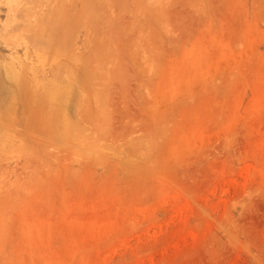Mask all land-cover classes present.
<instances>
[{
  "label": "rangeland",
  "instance_id": "obj_1",
  "mask_svg": "<svg viewBox=\"0 0 264 264\" xmlns=\"http://www.w3.org/2000/svg\"><path fill=\"white\" fill-rule=\"evenodd\" d=\"M23 3L79 116L13 135L0 264H264V0Z\"/></svg>",
  "mask_w": 264,
  "mask_h": 264
},
{
  "label": "bare ground",
  "instance_id": "obj_2",
  "mask_svg": "<svg viewBox=\"0 0 264 264\" xmlns=\"http://www.w3.org/2000/svg\"><path fill=\"white\" fill-rule=\"evenodd\" d=\"M23 1H26V0H23ZM36 2H37V0H36ZM24 4L25 3H23V8H22V5H21V8H18V6L16 7V5H15V7L11 6L10 12H12V14H10L8 16V20H11V21H9V25L3 24L0 26V49L3 51H6V50L9 51L7 55L6 54L5 55L0 54V134H1L0 135V168H4L5 170L8 171L6 174L4 173L5 175L2 174L3 175L2 177H4L5 179L10 177L9 172H12L14 174V176H16L17 166L20 163L19 156H15V154H17L19 150L15 149L14 145H10L13 142L15 143V141L12 139L13 135L17 136L18 132L21 131V129L26 130V127H29L30 124H31V126H30L31 131L32 130L37 131L38 130L37 129L38 123L33 124L32 122H34L36 120H41L42 116L40 117V115L42 112H45L46 115H47V112L49 113L48 116H51V119H49V120H52L54 122V125H55L54 131L56 133H58L57 131L59 128H61V129H59V131L63 130V128H64V129H67V131L69 130L72 132V130L77 125V123H76L77 116H79L78 115L79 113L72 106V102L70 101L73 98V95H75V90L73 88L74 86L72 87L71 85H68V84L67 85L66 84L61 85L59 83V82L66 83L65 78L67 79V81H69L67 78L68 75L66 74L68 71L64 70V69H66V65L69 63L63 64V62L61 60H59V58L57 59V54L59 53L58 52V45L60 46L62 42H57V37H59V36L54 35L55 36L54 37L51 34H49L51 39H52V37H53V39L55 38L54 43L53 42H47L49 39V35H47L48 38H45V41L47 39L46 42L43 41L42 39H40L39 38L40 32H38V34H37L36 27L40 25L39 27L41 29V32L43 33L44 30L42 31V28L45 26V25L43 26V23H44L43 20H42L43 23L41 22V19H43V17L39 18L36 15L37 11H36V6H35L36 13H33V14H35L36 17H33V19H31L32 16L30 17V15L32 14L33 11L31 10V13L28 12L29 14H27V11L29 10V8L31 9L33 6L29 7L27 5L29 7V8H27V6L26 7L24 6ZM57 4L58 3H56V5ZM43 11H44V9H43ZM41 12H40V14H41ZM55 12H56V10H55ZM57 13H59V11ZM110 16H111V14H110ZM46 17L48 19L47 15H46ZM46 17H45V19H46ZM58 17H59V14H58ZM91 18H92V16H91ZM49 21H50V19H49ZM57 21H58V18H57ZM52 22L51 21L49 22L51 24V26L49 24V26H50L49 29L52 27V25H54L56 23L53 20H52ZM45 24H47L46 21H45ZM92 24H94V23H92ZM55 25L58 26V24H55ZM45 27H47V26H45ZM58 27H60V23H59ZM88 27H89V24H88ZM30 28H32V29H30ZM33 28H35L36 33H35V30H33ZM32 30L34 31V33ZM59 30H60V28H59ZM59 33H60V31H59ZM40 35L42 37V34H40ZM60 35H62V32ZM65 36L67 38V35H65ZM43 37H45V36L43 35ZM51 39H49V40H51ZM61 41H63V40H61ZM62 45L60 46L61 49H62ZM63 48H64V46H63ZM48 53H51L49 55L50 58L48 57L49 59H51V56H53V58H54L53 63L52 62L47 63V61L49 59L47 58L46 55ZM111 74L112 73H110V75ZM56 82H58V83H56ZM55 83L57 84L55 87L57 89H53L54 91L49 90V89H51V88H49L50 86H52V88H54ZM35 87H38V88L35 89ZM88 94H89V92H88ZM88 97H90V96H88ZM21 102H23V106H24L23 111H22V109H18V107L20 108V106H22L21 104L18 105ZM88 106H89V104H88ZM82 109H85V108H82ZM87 109H88V107H87ZM20 111H22L21 114H20ZM42 115L44 116L43 113H42ZM46 115H45V117H46ZM54 118H55V120H54ZM80 118H82V117H80ZM42 119H43V117H42ZM45 119L47 120L48 118H45ZM23 124H26V125H24L25 128L22 127ZM38 131L39 132L41 131V134H38V136L41 135V137H42L43 134H44V136L47 134L45 131H43V129L42 130L40 129ZM38 131H37V133H38ZM42 131L45 133H43ZM46 147L50 148V146H46ZM28 157H29V155H28ZM12 159L14 160V162L16 164L14 166L10 167L9 161H11ZM23 162H24V164H25V162H29V158L27 159L25 157ZM26 164H28V163H26ZM22 167H23V165H22ZM39 167H41V166H39ZM38 169L40 170V168H37V170ZM32 171L34 172V170H32ZM43 173H45V172H43ZM11 196H13V195H11Z\"/></svg>",
  "mask_w": 264,
  "mask_h": 264
}]
</instances>
